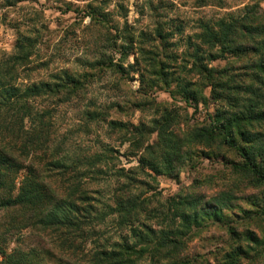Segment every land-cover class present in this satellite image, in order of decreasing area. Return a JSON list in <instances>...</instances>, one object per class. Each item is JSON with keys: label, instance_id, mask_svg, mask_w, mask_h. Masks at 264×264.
Here are the masks:
<instances>
[{"label": "trees", "instance_id": "obj_1", "mask_svg": "<svg viewBox=\"0 0 264 264\" xmlns=\"http://www.w3.org/2000/svg\"><path fill=\"white\" fill-rule=\"evenodd\" d=\"M216 2L222 6L220 0ZM172 24L158 22L150 35L141 32L135 37L127 32L122 36L121 54L125 58L137 43L135 54L152 76L151 86L167 90L174 86L173 98L178 96L195 110L210 100L215 103L214 111L177 137L172 128L174 117L166 109L151 120L152 127L144 133L147 128L141 123L130 131L125 123L106 121L95 106L89 110L93 105L89 102L84 107L85 118L94 123L106 121L112 130L130 133L128 153L137 157L135 167L115 171L118 181L124 183L106 202L89 187L103 172L98 169L102 157H84V164L81 159L63 158L41 163L50 152L48 118L52 112L46 103H53L54 108L63 106L93 75L85 73L79 79L60 71L50 73L47 80L26 81L33 47L25 35L13 54L0 59V264H47L46 255L53 257L51 264H196V256L185 252L190 233L205 215L212 214L218 221L220 210L207 204L198 208L197 200L177 196L160 208L150 207L149 197L131 189L145 169L155 175L171 174L173 163L180 161L183 149L190 144L203 151L214 147L233 151L241 161L232 168L248 175L255 185H264V9L257 1L237 13L200 20L193 37H186L184 63L177 65L180 71L192 74L188 78L170 71L169 62H176L178 54L153 51L156 46L162 50L177 45L171 40L183 33V26L177 24L166 31ZM147 44L151 48L146 49ZM113 66L117 72L123 71L122 61ZM154 132L156 139L150 143ZM105 218L114 221L121 232L100 241L94 237ZM29 228L52 237L57 251L20 247L21 234ZM253 241L259 242L256 237ZM10 242L17 244L9 247ZM241 251L238 245V255ZM238 255L226 253L223 264H236Z\"/></svg>", "mask_w": 264, "mask_h": 264}, {"label": "rangeland", "instance_id": "obj_2", "mask_svg": "<svg viewBox=\"0 0 264 264\" xmlns=\"http://www.w3.org/2000/svg\"><path fill=\"white\" fill-rule=\"evenodd\" d=\"M216 1L0 0V59L13 54L22 35L28 36L33 48L26 66V81L47 80L50 73L60 71L74 74L79 79H83L85 73L93 75L90 82L63 106L54 108L53 103H46L52 112L48 118L51 154L48 153L41 163L63 158L81 159L84 164V157L97 154L104 159L98 168L103 172L91 181L89 187L97 190L94 195L106 202L116 187L124 183L118 181L115 171L137 165V157L128 153L133 136L118 129L112 130L106 121L125 123L130 131L141 123L147 133L152 127L151 120L166 109L174 117L175 136L182 137L187 127L207 119V114L214 111L215 103L209 100L206 106L199 104L195 110L180 101L178 96L173 98L174 86L169 90L161 85L151 86L152 76L145 72L139 54H135L138 44H133V50L125 58L120 44L127 32L137 37L141 32L150 35L158 22L171 24L173 21L166 31L181 24L183 33L171 40L176 41L174 48L161 50L156 46L153 51L156 54L160 51L178 54L176 62H169L170 71H174V75L191 77L192 74H185L177 65L184 63L182 54L187 48L186 37H193L200 20L211 21L228 13H237L244 5L257 1L264 9V0H220L222 6ZM144 47L151 48L150 44ZM185 60L188 63L186 68H189L191 62L188 57ZM121 61L123 71L117 72L113 65ZM89 102L93 104L89 110L95 106L105 122L94 123L85 118L84 107ZM155 139L154 132L149 142ZM208 152L210 156H207ZM240 161L231 150L214 147L203 151L190 144L183 149L180 161L173 163L171 174L155 175L145 169L150 175L139 173V182L131 184V189L149 197L150 207L160 208L163 202L177 196L197 200L198 208L207 204L220 210L218 221L212 214L205 215L200 226L190 233L185 252L196 256V264H223L226 253L238 255V245L242 251L236 264H264V185H255L248 175L232 168L233 163ZM210 206L205 209L211 211ZM2 217L0 215V223ZM118 231V225L105 218L94 238L100 241L114 238ZM21 236L18 245L22 248L43 247L57 251L52 237L45 233L29 228ZM254 237L258 243L253 241ZM16 244L10 242L9 247ZM52 260L50 255L44 258L47 264Z\"/></svg>", "mask_w": 264, "mask_h": 264}]
</instances>
